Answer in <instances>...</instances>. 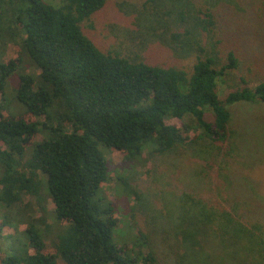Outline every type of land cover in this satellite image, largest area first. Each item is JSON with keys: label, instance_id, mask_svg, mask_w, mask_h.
<instances>
[{"label": "trees", "instance_id": "1", "mask_svg": "<svg viewBox=\"0 0 264 264\" xmlns=\"http://www.w3.org/2000/svg\"><path fill=\"white\" fill-rule=\"evenodd\" d=\"M228 2L144 0L133 14L136 37L192 57L187 66H164L95 45L82 26H92L106 0H0V55L9 44L16 51L0 61V207L14 208L13 220L25 223L15 236L18 246L0 252V264L264 263L261 227L246 221L250 209L234 200L236 178L228 164L237 156L228 105L264 102V80L251 84L240 75V84L231 83L222 98L218 87L230 80L238 58L206 40L215 27L213 9ZM3 107H9L5 114ZM167 118L182 120L181 127L166 124ZM196 141L201 154L175 155L199 168L194 175L211 173V195L205 199L190 188L169 202L162 195L167 204L160 210L172 204L175 214L139 216L148 191L131 184L132 164L180 153ZM99 145L120 151L129 167L118 179L120 191L134 198L127 224L135 235L123 242L113 238L122 230L115 204L98 196L109 171ZM46 197L61 225L56 232L44 228ZM8 220L4 214L2 222ZM47 230L54 233L52 252L43 239Z\"/></svg>", "mask_w": 264, "mask_h": 264}, {"label": "rangeland", "instance_id": "2", "mask_svg": "<svg viewBox=\"0 0 264 264\" xmlns=\"http://www.w3.org/2000/svg\"><path fill=\"white\" fill-rule=\"evenodd\" d=\"M47 1L54 4L59 2V0ZM143 1L106 0L105 5L92 16V26L83 25L82 27L95 45L102 50L110 49L124 56H139L149 63L164 66L174 64L187 66L190 64L192 57L180 58L181 56H175L159 40L154 39L145 44L143 37H136L133 14L137 7H141ZM213 12L215 14V27L212 33H206V40L216 41L217 47H220L223 54L232 51L239 62L237 69L234 70L229 80L230 82L224 81L225 83L220 84L218 87L219 94L223 98L231 83L235 82L233 85L236 84V86H238L237 83L240 84L237 79L240 75L245 76L251 81V84L264 80V0H230L228 3L216 6ZM15 56L16 51L13 45L9 44L5 52L0 55V61H7ZM27 71L38 72L31 67ZM12 83H16L15 79L12 80ZM8 95L10 98V94ZM5 102L7 101L5 100ZM9 105L16 106L14 103H9ZM8 108L3 107L2 112L5 114L9 110ZM228 108L231 112L230 127L235 134L234 154L237 155L236 158L230 159L228 163L230 173L236 178V186L232 195L240 206H246L250 209V212L245 214V219L253 224L257 223L261 227L260 230L264 238V102H242L228 105ZM165 123L181 127L182 120L167 118ZM191 124L195 128L193 122ZM195 132L198 131L193 129L189 132L191 138L197 134ZM41 136V134H38L37 139L40 140ZM199 142L192 143L180 153L172 150L166 153L171 155H156L152 159H141L132 164L136 173L131 184H136L142 190L148 191L147 199L145 198L149 201L148 205L144 206V214L140 213L139 216L146 217L145 212L152 215V210L163 213L166 218L170 214H175V208L172 204L160 210L161 203L163 201L164 204H167L166 202H169L172 196L180 194L183 189H194V192L205 199L211 195L210 189H213L211 173L207 177H204L201 172L194 175L199 171V168H195L196 165L187 160L189 158L180 160L181 155H175L201 154L199 148L194 149ZM98 147L109 160L108 178L106 182L101 184L98 196L102 197L104 201L109 200L115 204L114 216L122 230L114 231L113 238L117 242H123L124 239L128 240L135 235L134 229L130 230V225L127 224L134 198L132 195L120 191L119 186L121 183L118 179L119 176L129 173V167L124 165L120 151L107 149L101 145ZM243 179L246 183L243 182ZM162 195H164L166 202L164 198L161 199ZM22 198L24 203H31L35 206L34 198L28 195H23ZM44 204L47 207V219L46 225H42V227L51 226L56 232V226L61 227V225L56 224L52 218L54 204L48 197L45 198ZM3 210L0 207V252L9 247L18 246L15 236L21 234L25 228V223L16 224L17 221L13 220L17 218L14 208L5 209L4 212ZM37 212V210H33L34 218L38 217ZM4 214L9 219L7 223L2 222ZM142 222L147 225L145 220ZM53 235L54 233L49 230L43 234L49 252L53 251L51 245ZM141 249L142 253L145 254L148 247L142 245ZM251 251L252 253L255 252ZM254 254L256 255L257 252ZM56 264L66 263L62 259H57Z\"/></svg>", "mask_w": 264, "mask_h": 264}]
</instances>
